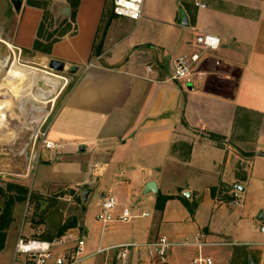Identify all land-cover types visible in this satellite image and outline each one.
Listing matches in <instances>:
<instances>
[{
    "label": "crops",
    "instance_id": "0c3cea01",
    "mask_svg": "<svg viewBox=\"0 0 264 264\" xmlns=\"http://www.w3.org/2000/svg\"><path fill=\"white\" fill-rule=\"evenodd\" d=\"M8 1L0 12V40L12 49V66L57 60L73 82L45 130L57 148L39 144L43 159L33 165L34 187L68 188L85 204L100 198V207L113 196L116 214L130 208L140 216L128 224L99 223L98 238L81 215L86 252L164 236L192 243L200 236L205 246H175L165 262L151 264H195L199 257L264 264V248L252 245L263 241L264 0H205L206 9L172 1L171 11L164 10L168 0H152L153 17L144 16L143 5L139 21L113 16V0H78L74 23L70 0H49L46 9L24 0L19 13ZM45 13L50 22L72 24L55 43L39 38ZM201 34L219 37L220 48L202 54L193 84L173 80L176 59L200 52ZM0 111L6 115L2 103ZM10 137L4 139L14 141ZM149 184L156 193L147 192ZM236 191L241 205L232 204ZM159 196L170 199L159 204ZM104 231L116 238L106 241Z\"/></svg>",
    "mask_w": 264,
    "mask_h": 264
},
{
    "label": "rangeland",
    "instance_id": "374dc122",
    "mask_svg": "<svg viewBox=\"0 0 264 264\" xmlns=\"http://www.w3.org/2000/svg\"><path fill=\"white\" fill-rule=\"evenodd\" d=\"M28 1L39 6H44L49 2V0ZM172 1L175 4L177 2V7L183 2V0H168L164 10L171 11ZM144 2V16L153 17L150 14L151 10H157L153 1L144 0ZM8 4V0H0V12ZM111 10L113 16H115L113 7ZM69 24L67 22L47 21L43 30V37L47 38L49 35L54 34L51 41H55L67 29ZM1 37L2 33L0 34ZM7 56H10L9 48L0 40V104L2 103L6 114L0 116V118L6 119L7 117L6 120L0 121V137L2 138L0 140V161L2 159L0 164V264H10L14 260L16 246L20 239L54 243L62 237H67V241L71 242V240L80 236V239L85 240L87 237L84 233L85 229L79 226L81 215L89 227L95 228L98 238L101 235V227L96 218L101 209L100 198H95L85 204L82 203L83 195L77 194L68 188L57 189L56 191L48 190L47 192L37 191L34 187V176L35 179L38 178V173H34V163H30L29 159L26 161L27 157L31 158L33 155L39 157L40 160L43 159L38 151L41 149L39 141L34 146V136L39 132L41 126L42 132L46 130L49 119L57 108V99L61 96V92L65 90L64 88L69 89L73 83L70 79L71 76L58 74L51 71L49 65L42 66L39 63L29 67L23 65L21 67L17 63L12 66L11 62L6 65L3 59ZM40 71L59 77L58 79L66 82L60 93V83L57 80L48 78ZM20 78H26V81L22 82ZM33 78H37V81L34 82ZM62 81L61 83H64ZM46 84H51L52 87L45 96L46 99H39L41 88ZM1 114L3 113L0 111ZM4 136L15 138L14 141H7ZM26 145H29L27 154L21 156L20 154H22ZM38 162L36 163L38 164ZM74 227H78V230L71 231ZM103 235L106 241L108 238H116V236H111L105 231ZM109 243L113 242H106L105 245ZM185 243L189 242L183 244ZM91 246L93 245L91 244ZM99 250L97 249L96 252ZM96 252L87 253L91 256L89 263L121 264L122 260L118 259L117 250H105L99 254ZM136 257L138 259L135 264L152 263V260L144 258L142 253L133 251L128 264H134L133 258Z\"/></svg>",
    "mask_w": 264,
    "mask_h": 264
},
{
    "label": "built area",
    "instance_id": "2783aa9c",
    "mask_svg": "<svg viewBox=\"0 0 264 264\" xmlns=\"http://www.w3.org/2000/svg\"><path fill=\"white\" fill-rule=\"evenodd\" d=\"M192 2L197 9L207 8L205 0H192ZM143 4L144 0H113V13L117 17L139 21L142 18ZM221 44V39L212 34H201L197 36L196 45L200 49V52L183 55L176 59L172 79L193 84L194 71L201 60L202 54L219 49ZM8 48L10 49L9 46ZM3 61L8 65L10 63V56L4 57ZM152 69L153 68L150 67L149 71L152 72ZM34 141V146H36L39 141L41 147L44 149L57 148V145L47 140V132H42V126L39 128V132L35 134ZM28 147L29 145L25 146L22 154H20L21 156L27 154ZM2 151L4 152V149ZM28 159L32 164L37 162V157L34 155L31 158L27 157V160ZM241 203V194L239 191H236L233 196L232 204L241 205ZM117 207V199L113 196L107 197L102 203L101 210L97 215V221L103 225L112 223L128 224L140 218V216L136 215L130 208H124L119 214H116ZM149 215V213H144L141 217H148ZM259 232L263 237V241L252 245L264 248V218L259 225ZM67 239V237H62L54 243L20 239L16 246L14 260L10 264H82L91 257L87 255L85 240L77 237L70 242L67 241ZM183 245L201 248L206 244L201 243L200 236L196 238L195 243L189 242L185 244H173L164 236L150 243L121 245L115 247L113 250H117L118 259L122 260V264H128L131 249L138 253H142L148 260L163 263L168 259L169 251L172 247ZM99 253L100 251L97 254ZM194 263L213 264V260L199 257L194 260Z\"/></svg>",
    "mask_w": 264,
    "mask_h": 264
},
{
    "label": "trees",
    "instance_id": "16d2710c",
    "mask_svg": "<svg viewBox=\"0 0 264 264\" xmlns=\"http://www.w3.org/2000/svg\"><path fill=\"white\" fill-rule=\"evenodd\" d=\"M32 4V3H31ZM48 4V3H47ZM47 4H45L44 6H41V7H43L44 9H46V7H47ZM32 5H35V4H32ZM70 5H71V7H72V9H73V11H72V15H71V23H74V21H75V16H76V11H77V8H78V0H70ZM37 6V5H36ZM47 21H49V14L48 13H45V22H47ZM45 22L43 23V25L41 26V28H40V31H39V38H41V37H43L44 35H43V30H44V27H45ZM69 24L68 26H67V29L61 34V36L57 39V40H53V41H51L52 40V38H53V35H49L48 37H47V41H51V43H55L56 41H59L60 39H62L63 37H65V35L71 30V28H72V24ZM41 47V44H40V42H36V44H35V49H39ZM210 138L212 139V140H217L218 139V137H216V136H214V135H211L210 136ZM214 195H215V191H214ZM170 198L169 197H162V196H159V199H158V203L160 204V202L161 201H163V202H166V201H168ZM5 227H7V226H5Z\"/></svg>",
    "mask_w": 264,
    "mask_h": 264
},
{
    "label": "water",
    "instance_id": "95a60500",
    "mask_svg": "<svg viewBox=\"0 0 264 264\" xmlns=\"http://www.w3.org/2000/svg\"><path fill=\"white\" fill-rule=\"evenodd\" d=\"M16 12H20L21 9H22V6H23V2L24 0H11ZM183 25L184 26H188V22H187V19L184 18L183 19ZM49 68L51 71H54L56 73H64L65 72V64L63 62H60V61H57V60H52L50 63H49ZM75 71H77L76 69H73L72 70V73H74ZM84 150V148H82ZM239 189L240 191H243L242 188H237ZM147 192H157L156 190V187L154 184H149L147 186Z\"/></svg>",
    "mask_w": 264,
    "mask_h": 264
},
{
    "label": "bare ground",
    "instance_id": "6f19581e",
    "mask_svg": "<svg viewBox=\"0 0 264 264\" xmlns=\"http://www.w3.org/2000/svg\"><path fill=\"white\" fill-rule=\"evenodd\" d=\"M21 66V65H20ZM22 67V66H21ZM26 77H28V76H26ZM21 79V81L22 82H25L26 81V78H20ZM56 80V79H55ZM13 81V80H12ZM33 81L35 82V81H37V78H33ZM40 81V80H39ZM57 81L60 83V86H61V89H60V91H59V93L61 92V90L65 87V84H66V82H64V81H62V79H57ZM61 81L62 82H64V83H61ZM38 83V82H37ZM36 83V84H37ZM32 84V83H31ZM11 85V84H10ZM43 85V84H42ZM15 86H16V84H15ZM36 86V85H35ZM26 87V86H25ZM51 87L52 86H43L41 89H42V91L40 92L41 93V96L39 97V99H46V95H47V93L50 91V89H51ZM36 93V92H35ZM57 95V94H56ZM37 98V97H36ZM36 100V99H35ZM53 101H55V100H53ZM46 111V110H45Z\"/></svg>",
    "mask_w": 264,
    "mask_h": 264
}]
</instances>
